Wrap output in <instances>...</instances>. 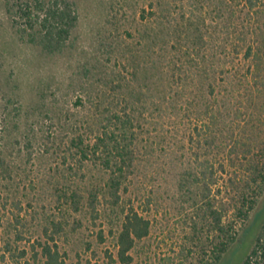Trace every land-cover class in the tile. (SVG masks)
<instances>
[{"label":"trees","instance_id":"obj_1","mask_svg":"<svg viewBox=\"0 0 264 264\" xmlns=\"http://www.w3.org/2000/svg\"><path fill=\"white\" fill-rule=\"evenodd\" d=\"M4 4L19 40L47 56L76 55V0ZM119 22L110 11L103 59L89 57L68 78L66 136L44 135L46 152L87 181L57 188V198L102 215L116 260L132 264L152 229L135 188L156 157L184 233L179 264H222L238 245L235 264H264V211L249 228L264 194V0H150L136 26ZM17 102L0 88V183L15 172ZM24 147L31 156L32 140ZM62 230L37 241L42 264H66Z\"/></svg>","mask_w":264,"mask_h":264},{"label":"rangeland","instance_id":"obj_2","mask_svg":"<svg viewBox=\"0 0 264 264\" xmlns=\"http://www.w3.org/2000/svg\"><path fill=\"white\" fill-rule=\"evenodd\" d=\"M76 2L77 56L70 58L47 56L19 40L11 27L4 0H0V88L6 97L18 101L15 106L20 110L10 136L19 140L14 143L12 157L14 176L0 183V264H42L37 241L43 242L45 232L51 233L58 223L63 229L58 234L61 237L58 243L66 251V264H122L116 260L115 239L108 232L107 220L102 215L93 219L86 210L74 212L69 204L57 198V188L67 186L69 193L70 187H84L87 181L80 174L71 175L60 164L58 154L47 153L43 138L49 133L58 138L66 136L67 107L71 108V99H74L72 94L67 98L68 78L89 57L103 59L100 43L102 36L108 35L106 21L110 11L120 19L119 23L136 26L141 9H147L150 0ZM111 33L117 34L115 30ZM27 139L33 142L31 156L24 147ZM156 161L160 160L150 158L155 166ZM155 166L148 167L146 179L140 180L135 188L140 198L133 202L147 209L145 213L152 229L137 243L132 264H179L178 251L184 233L179 227L177 205L172 196L173 182L161 170L157 174ZM147 199H150L149 205ZM263 211L264 194L251 216L249 228L256 224ZM242 241L248 242L246 236ZM238 247L222 264H235L240 259L242 251L236 253Z\"/></svg>","mask_w":264,"mask_h":264}]
</instances>
